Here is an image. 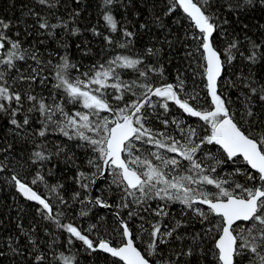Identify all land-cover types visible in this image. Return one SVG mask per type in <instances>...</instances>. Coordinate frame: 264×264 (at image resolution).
<instances>
[{
	"label": "trees",
	"instance_id": "16d2710c",
	"mask_svg": "<svg viewBox=\"0 0 264 264\" xmlns=\"http://www.w3.org/2000/svg\"><path fill=\"white\" fill-rule=\"evenodd\" d=\"M171 3L172 0H116L112 5H105L103 0H55L56 6L49 8L39 4L38 0H0V20L10 23L6 34L13 40H20L25 49L35 50L42 62L38 66L30 59L26 62L18 61L20 72L30 75L35 68L40 73V77L48 78L44 84H41L38 77L31 87L28 81L17 80L14 89L20 91L22 96L27 92L38 98L43 97L48 105L62 104L69 114L75 111L87 112L88 110L83 109L78 103H68L63 90L54 87L57 83L55 72L58 70L55 66L62 64L61 57L66 55L69 62L76 65V68L69 69L71 76L76 77L85 72L91 74L90 70L94 65L105 64L117 55H124L141 59L143 63L138 66L140 71H147L146 66L163 69L162 75L158 71L148 72V80L154 87L166 84L178 85L183 81L181 98L198 94V102L191 100L189 102L198 108H207L210 98L207 96L202 67L205 63L202 59L203 49L197 51L198 42L192 39L194 35L199 34L198 30L182 9L176 8L171 14H167ZM205 7L209 14L218 18L219 26L214 33L213 44L221 53L222 60L228 59L226 52L228 45L233 41L237 43V48L232 49L235 59L230 64L225 63L218 84L219 92L230 101V110L236 119L241 120V117H244V120H241L243 128L264 126V101L259 100V93L253 94L246 86L251 84L252 87L259 88L260 85H264V55H262L264 54V3H261V0H253V3L248 5L245 0H208ZM109 10L118 21L116 32H111L106 21L103 20V15ZM37 13L39 16L36 15ZM40 18H47L50 24L61 26L54 30L41 29L38 23ZM93 28L101 35L94 34ZM124 29L133 32L134 36L124 37ZM16 33L19 35L17 36ZM105 36H111L114 41L119 42L130 39L132 43L126 48H120L116 43L109 45L104 39ZM251 42L260 45L255 63L247 59L253 51ZM148 49H152L154 54H148ZM48 61H51V64H48ZM116 71L120 74V80L128 83L135 81L139 84L145 79L134 69L117 68ZM12 75H16L15 70H12ZM11 82L9 78V83ZM136 90L141 91L139 88ZM109 92L112 95L116 94L112 89H109ZM30 106L31 102L25 101L23 108L15 117L22 122L24 116H28L29 124L23 129H17L12 125L8 114L0 113V161L7 165L3 171H0V250L4 252V256L0 257V264H33L31 244L22 234L21 227L39 243L41 250L48 256V264H64L61 253L71 259V264H121L117 259L99 250L88 249L83 242L75 238H71L69 243L70 234L66 230L57 228L53 221L45 219L38 205L24 200L17 193L11 181L13 174L19 175L27 182L37 178L38 174L43 176L44 181L37 178V183L32 187L53 205V215L63 213L57 217L62 224L72 223L94 242L104 239L113 246L121 243L122 228L114 214L129 224L134 235L138 237L136 246L142 252L147 249L151 240L149 231L152 224L159 220L162 225L167 226L162 227V231H166L171 230L176 226V222L180 221L181 226L173 236L165 237L166 243L158 241L157 251L161 256H153L150 259L159 261L163 257L175 260L176 253L192 248L193 255L180 256L176 264H214L215 258L209 254L205 259L196 247V242L193 241L197 233H202L209 226L207 222L202 224L199 217L187 211L179 202L169 205L167 217H157L152 210L156 209L158 204L162 205L163 201L152 200L137 206L131 203V197L127 200L122 199L124 193L120 187L113 184L112 176L108 174L105 179L98 181L100 172L89 164V160H95L97 164L101 163L96 159L98 153L78 138L69 139L63 136L51 123L45 136H39L38 133L43 129L41 121L44 117L38 111L27 112ZM248 108L253 112L251 117L246 115ZM101 115L108 114L101 113ZM183 118L187 119L188 123L181 124L182 128L191 124L200 137L208 134L202 121L185 115L172 102H169L167 112L156 106L155 112L149 118L148 126L179 138V131L171 121L173 119L182 121ZM53 119L62 118L56 116ZM165 119L169 121L167 127L161 123ZM136 148L135 155L141 158L148 157L154 163H159L150 156V153L158 151L154 144L137 141ZM159 151L164 152V150ZM35 152H42L50 158L38 160L34 156ZM201 152L224 161L223 164L216 166L217 171L213 175L229 181L225 187H229L234 182L245 185L250 183L242 174L250 170L242 159L236 162L228 161L222 150L214 144L204 145ZM165 154L181 160V168L178 170L180 172L188 164L175 153ZM207 163L211 165L215 161L208 160ZM236 169H240L241 172L237 173ZM81 172L85 173L88 179L81 178L79 176ZM83 184L88 185L87 189L82 187ZM206 190L216 191L213 186H206ZM75 193L80 194L78 198H74ZM58 196H62L67 204H61ZM97 198L111 205L112 211L100 209L94 203ZM88 200L93 203H88ZM123 203H128L129 207H122ZM149 204L151 205L149 210L143 211L142 209L148 208ZM81 210L87 211L88 215L81 216ZM204 210L207 211V208ZM130 211L137 214L129 217ZM211 219L216 221L218 218L211 217ZM91 225L96 227L88 231ZM141 226L148 231L142 230ZM17 237H19L18 245L15 243ZM9 238L12 241L11 247H9ZM211 244L212 241L205 237L201 246L207 249ZM12 247H19L24 254H14ZM241 264H249L246 256L241 257Z\"/></svg>",
	"mask_w": 264,
	"mask_h": 264
},
{
	"label": "snow or ice",
	"instance_id": "6c2138e0",
	"mask_svg": "<svg viewBox=\"0 0 264 264\" xmlns=\"http://www.w3.org/2000/svg\"><path fill=\"white\" fill-rule=\"evenodd\" d=\"M103 2L105 5H112L116 0H103ZM207 2L208 0H172L167 13L171 14L176 8L182 9L193 26L198 29L199 34L194 35L192 39L198 42L197 51L203 49L202 59L205 63L202 67L207 96L210 97L207 108H198L189 102L190 100L198 102V94L181 98L183 81L178 85L166 84L154 87L148 80V72L158 71L162 75L163 69L146 66L147 71H140L138 66L143 61L124 55H117L105 64L94 65L90 70L91 74L81 73L83 79L81 76H71L69 69L76 68V65L71 64L66 55L61 57L63 63L55 66L58 70L55 72L57 83L54 87L63 90L68 103H78L83 109H87V112L75 111L69 114L62 104L48 105L43 97L38 98L27 92L22 96L20 91L14 89L17 80L28 81L31 87L38 77L41 84H44L48 78L40 77V73L35 68L30 75L20 72L18 61L26 62L30 59L38 66L42 62L35 50L25 49L20 40H13L7 35L6 30L10 27V23L0 20V113L8 114L11 117L10 123L17 129H23L29 124L28 116L25 115L22 122L15 117L23 108L25 101L31 102L27 112L38 111L44 117L41 121L43 129L38 133L39 136H45L51 123L63 136L86 142L94 152L98 153L96 159L101 161L97 164L95 160H89V164L96 167L101 175L108 173L112 176L113 184L120 187L124 193L122 199L127 200L131 197V203L137 206L152 200L163 201L162 205L158 204L157 208L152 210L157 217H167L169 205L179 202L187 211L199 217L202 224L207 222L209 225L202 233H197L193 237L196 247L205 259L210 254L215 258L214 264H241V257L246 256L249 264H264V126L243 128L241 120H244V117L237 120L230 110L228 98L218 92V82L224 72L225 63L230 64L235 59L232 49L237 48V43L233 41L228 45L226 49L228 59L222 60L221 53L213 44V35L219 26L218 18L208 13L205 7ZM38 3L49 8L56 6L55 0H38ZM245 3L251 5L253 0H245ZM261 3H264V0H261ZM36 15L39 16L38 13ZM103 20L106 21L111 32L118 30V21L110 10L103 15ZM38 23L41 29L54 30L61 26L50 24L47 18H40ZM63 26L67 27L66 24ZM92 31L96 35H101L95 28ZM16 35L18 36L19 33ZM123 36L131 38L134 33L124 29ZM104 39L109 45L116 43L120 48H126L132 43L130 39L126 42L114 41L111 36H105ZM251 43L253 51L247 59L255 63L260 45ZM147 52L154 54L152 49H148ZM48 64H51V61H48ZM117 68L137 70L145 79L139 84L135 81L132 83L122 81L116 71ZM12 70L16 71V75H12ZM9 78L12 80L11 83ZM246 86L253 94L259 93V100L264 101V85H260L259 88L252 87L251 84ZM137 88L141 91L137 92ZM109 89L114 90L116 94L112 95ZM153 97L157 100L154 101ZM169 102L178 106L188 116L202 121L208 134L200 137L195 127L182 128L181 124L184 122L176 119L171 123L178 129L179 138L148 126L149 118L155 112L157 103L167 112ZM246 115L248 117L253 115L251 108L246 110ZM56 116L62 119H53ZM161 123L167 127L169 121L165 119ZM137 141L154 144L158 151L150 153V156L159 163H154L148 157L141 158L135 155ZM213 144L219 146L228 161L236 162L242 159L246 163L250 170L242 174L250 182L248 185L234 182L229 187H225L229 181L213 175L217 171L216 166L223 164L224 161L201 152L204 145ZM165 153L177 154L183 161L188 162L187 166L182 172L178 171L181 168V160L169 157ZM34 156L41 161L50 158L42 152H35ZM208 160H214L215 163L209 165ZM6 166L0 161V171ZM236 172L240 173L241 170L236 169ZM79 176L88 179L83 172L79 173ZM37 178L44 181V177L39 174ZM37 178L27 182L19 175L13 174L11 181L26 200L34 201L41 206L40 212L45 219L53 221L57 228L64 229L70 234L69 243L71 238H75L83 242L88 249L102 250L110 254L121 264H176L180 256L193 255V249L188 248L187 251L176 253L175 260L163 257L159 261L150 259L153 256H161L157 251L158 241L166 243L165 237L173 236L181 226L180 221H177L176 226L171 230L166 231H162V227L167 226L162 225L159 220L152 224L149 231L151 240L144 252L136 246L138 237L134 235L126 221L120 222L122 231L119 245L113 246L104 239L94 242L72 223L62 224L57 217L63 213L53 215V205L32 187L37 183ZM206 186H213L216 191L209 192ZM82 187L87 189L88 185L83 184ZM79 195L75 193L74 198H78ZM58 199L61 204H67L62 196H58ZM88 203L91 204L93 201L88 200ZM94 203L105 208L111 207L99 198ZM201 205L207 206V211L200 207ZM121 206L127 208L129 204L123 203ZM150 207L149 204L148 208L142 210L148 211ZM136 214L132 211L128 213L129 217ZM80 215L87 216L88 212L81 210ZM211 217L218 219L213 221ZM95 227L96 225H91L88 231ZM142 230L148 231L143 227ZM21 232L31 244L33 264H48V256L41 250L39 243L22 227ZM205 237L212 241L211 247L207 249L201 246ZM15 243L19 244V237ZM11 245L12 241L9 238V247ZM12 252L16 255L24 254L19 247H12ZM3 256L4 252L0 250V257ZM61 257L64 259V264H71L69 257L63 256V253Z\"/></svg>",
	"mask_w": 264,
	"mask_h": 264
},
{
	"label": "water",
	"instance_id": "95a60500",
	"mask_svg": "<svg viewBox=\"0 0 264 264\" xmlns=\"http://www.w3.org/2000/svg\"><path fill=\"white\" fill-rule=\"evenodd\" d=\"M186 15V14H185ZM187 16V15H186ZM198 30V29H197ZM214 36V35H213ZM223 74V73H222ZM221 77H222V75H221ZM221 79V78H220ZM218 84H219V82H218ZM218 92H219V87H218ZM154 98V97H153ZM152 98V99H153ZM210 98V97H209ZM175 105V104H174ZM176 106V105H175ZM178 109H179V107L178 106H176ZM179 110H181V109H179ZM182 111V110H181ZM185 115H187L186 113H184ZM188 116V115H187ZM190 117V116H189ZM190 118H192V119H198V118H195V117H190ZM199 120V119H198ZM217 146V145H216ZM218 148H219V146H217ZM223 152V151H222ZM108 175V173H104L103 175H101L100 177H99V179H98V181H100V180H102V179H105L106 178V176ZM16 191H17V193L24 199V200H26V198H24L19 192H18V190H17V188H16ZM26 201H28V200H26ZM29 202H31V203H33V204H36V205H38L36 202H34V201H29ZM100 209H103V210H107V211H109V212H111L112 211V208L110 207V208H105V207H102L101 205H99V204H96ZM40 208H41V206L40 205H38ZM202 207H205V208H207V206H203V205H201ZM114 217L118 220V222L120 223L122 220H120L119 219V217H118V215H116V214H114ZM120 225H121V223H120ZM100 252H102V253H104V254H106V255H108V256H110V257H112L110 254H108V253H105V252H103L102 250H99ZM112 258H114V257H112ZM115 259H117V258H115ZM118 260V259H117Z\"/></svg>",
	"mask_w": 264,
	"mask_h": 264
},
{
	"label": "flooded vegetation",
	"instance_id": "af4514ba",
	"mask_svg": "<svg viewBox=\"0 0 264 264\" xmlns=\"http://www.w3.org/2000/svg\"><path fill=\"white\" fill-rule=\"evenodd\" d=\"M154 99H156V97H154L153 100H154ZM156 100H157V99H156ZM156 106L160 107V104L157 103ZM183 120H184V121H183V122H184V125H186V123H188V120H187V119H184V118H183ZM197 120H198V119H197ZM187 126H191V124H187ZM219 149H220V148H219ZM176 155H177V154H176ZM177 156H178V155H177ZM215 190H216V189H215ZM201 207H202V206H201ZM204 208H205V207H204Z\"/></svg>",
	"mask_w": 264,
	"mask_h": 264
},
{
	"label": "rangeland",
	"instance_id": "374dc122",
	"mask_svg": "<svg viewBox=\"0 0 264 264\" xmlns=\"http://www.w3.org/2000/svg\"><path fill=\"white\" fill-rule=\"evenodd\" d=\"M183 121V120H182ZM184 124V123H183Z\"/></svg>",
	"mask_w": 264,
	"mask_h": 264
}]
</instances>
